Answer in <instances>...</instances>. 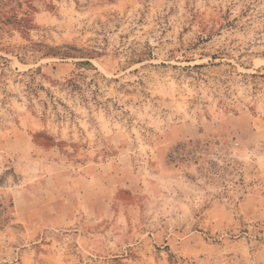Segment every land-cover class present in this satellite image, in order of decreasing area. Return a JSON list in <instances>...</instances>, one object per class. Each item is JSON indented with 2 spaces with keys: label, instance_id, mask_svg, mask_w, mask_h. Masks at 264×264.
Listing matches in <instances>:
<instances>
[{
  "label": "rangeland",
  "instance_id": "1",
  "mask_svg": "<svg viewBox=\"0 0 264 264\" xmlns=\"http://www.w3.org/2000/svg\"><path fill=\"white\" fill-rule=\"evenodd\" d=\"M0 264H264V0H0Z\"/></svg>",
  "mask_w": 264,
  "mask_h": 264
},
{
  "label": "trees",
  "instance_id": "2",
  "mask_svg": "<svg viewBox=\"0 0 264 264\" xmlns=\"http://www.w3.org/2000/svg\"><path fill=\"white\" fill-rule=\"evenodd\" d=\"M198 146L199 145L197 143L189 142L187 144H184L183 147H180L179 150L182 152H186V150L188 151L189 148H198ZM180 161L185 162V160L183 158Z\"/></svg>",
  "mask_w": 264,
  "mask_h": 264
}]
</instances>
